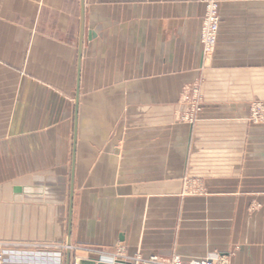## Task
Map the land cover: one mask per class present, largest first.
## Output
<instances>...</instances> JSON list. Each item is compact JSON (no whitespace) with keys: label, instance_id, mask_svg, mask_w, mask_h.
Instances as JSON below:
<instances>
[{"label":"crops","instance_id":"1","mask_svg":"<svg viewBox=\"0 0 264 264\" xmlns=\"http://www.w3.org/2000/svg\"><path fill=\"white\" fill-rule=\"evenodd\" d=\"M218 3L204 58L199 0H0L9 264H264V0Z\"/></svg>","mask_w":264,"mask_h":264},{"label":"built area","instance_id":"2","mask_svg":"<svg viewBox=\"0 0 264 264\" xmlns=\"http://www.w3.org/2000/svg\"><path fill=\"white\" fill-rule=\"evenodd\" d=\"M199 1L203 4L205 9L200 33V42L202 45V56L206 58L213 53L217 43L220 25L219 3L218 0ZM201 102L202 95L197 84H193L192 86L185 88L181 96V103L184 108L181 114L182 120L189 121V123L192 124V114L200 110ZM252 123L257 124L261 122ZM10 246V244L0 241V264H9L10 262L17 261V258L11 255V250H9ZM54 257L58 258L59 254H56ZM119 260H121V256H113L109 259L111 263L118 262ZM129 262L130 264H229L228 258L224 256L191 262H183L177 256L165 262H161L157 258H151L143 261L139 257H136L131 259Z\"/></svg>","mask_w":264,"mask_h":264},{"label":"rangeland","instance_id":"3","mask_svg":"<svg viewBox=\"0 0 264 264\" xmlns=\"http://www.w3.org/2000/svg\"><path fill=\"white\" fill-rule=\"evenodd\" d=\"M202 101H203V98H202ZM201 105H202V102H201ZM201 105H200V109H201ZM200 112H201V110H198L192 114V117H193L192 122L197 121ZM178 117H179V120L183 121L182 115H179ZM248 119L250 122H264V106H263V104H260L259 102H253L250 105V111H249ZM184 122H189V121H184Z\"/></svg>","mask_w":264,"mask_h":264},{"label":"water","instance_id":"4","mask_svg":"<svg viewBox=\"0 0 264 264\" xmlns=\"http://www.w3.org/2000/svg\"><path fill=\"white\" fill-rule=\"evenodd\" d=\"M77 111V109H76ZM69 245H68V248H67V253H66V262L65 264H109V263H106V262H103L101 261L100 259H91V258H88V259H80L78 260L77 262H72L71 261V256H70V249H69Z\"/></svg>","mask_w":264,"mask_h":264}]
</instances>
